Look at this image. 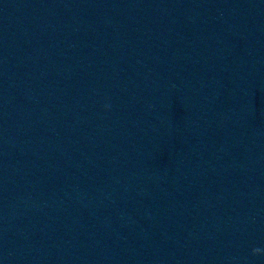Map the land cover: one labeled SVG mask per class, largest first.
Returning a JSON list of instances; mask_svg holds the SVG:
<instances>
[{
	"label": "clouds",
	"instance_id": "1",
	"mask_svg": "<svg viewBox=\"0 0 264 264\" xmlns=\"http://www.w3.org/2000/svg\"><path fill=\"white\" fill-rule=\"evenodd\" d=\"M261 249L260 248H253L252 249V254L253 255H259L261 253Z\"/></svg>",
	"mask_w": 264,
	"mask_h": 264
}]
</instances>
